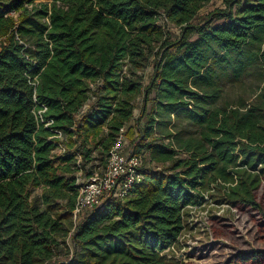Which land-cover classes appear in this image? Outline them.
Segmentation results:
<instances>
[{
  "label": "trees",
  "instance_id": "trees-1",
  "mask_svg": "<svg viewBox=\"0 0 264 264\" xmlns=\"http://www.w3.org/2000/svg\"><path fill=\"white\" fill-rule=\"evenodd\" d=\"M211 1L0 0V264H171L213 188L260 230L245 248L216 224L242 248L224 264H264V0L200 17ZM248 78L253 98L225 99ZM133 120V147L160 166L75 218L78 171Z\"/></svg>",
  "mask_w": 264,
  "mask_h": 264
},
{
  "label": "rangeland",
  "instance_id": "rangeland-1",
  "mask_svg": "<svg viewBox=\"0 0 264 264\" xmlns=\"http://www.w3.org/2000/svg\"><path fill=\"white\" fill-rule=\"evenodd\" d=\"M223 6V0H212L201 10L200 17L211 9L213 10L214 7ZM166 29L172 37L179 35L178 28L172 24L167 25ZM196 36L197 34L193 35V37ZM251 82L252 80L248 78L244 83L228 85L225 99L237 101L240 98H253L256 88ZM147 156L144 158L145 165L160 166L156 162L150 163ZM95 163L102 165L101 160H96ZM35 192L39 193L41 189ZM212 193L209 192L210 200L207 205L190 211L188 226L181 236L180 246L172 253L174 258L171 259V264H224L242 249L230 238L216 235L214 231L216 224L231 226L232 230L243 240L245 248H259L257 238L260 230L257 223L242 208L218 203L212 197Z\"/></svg>",
  "mask_w": 264,
  "mask_h": 264
},
{
  "label": "built area",
  "instance_id": "built-area-1",
  "mask_svg": "<svg viewBox=\"0 0 264 264\" xmlns=\"http://www.w3.org/2000/svg\"><path fill=\"white\" fill-rule=\"evenodd\" d=\"M1 43L2 39L0 38V48ZM30 83L32 85L34 84L31 79ZM36 102V104L40 106L36 112L38 118L45 123L46 127H49L53 124L54 120H45L43 116L48 106L39 102L37 98ZM137 117L138 116L136 115L135 118ZM134 122L135 121L133 120L131 124L120 129L117 140L110 149V153L107 155L106 163L97 166L94 173L87 180H84L82 177V168L78 171L76 184L79 186V195L74 210L75 218L86 208H93L102 205L109 194L121 199L129 197L134 187H136V184L143 180L145 176L144 168L146 166L141 155L133 147L132 139L128 135V129L130 126L134 125ZM55 131L57 137L63 136L61 131ZM59 150L64 152L65 148L61 147ZM214 189L215 188L211 189V192L210 190L202 192V196L205 198L204 202L192 206L190 209L194 210L202 205H207L210 200L209 192H214Z\"/></svg>",
  "mask_w": 264,
  "mask_h": 264
}]
</instances>
